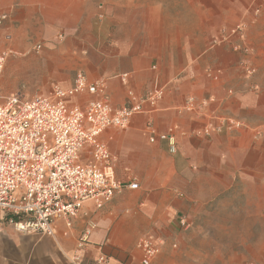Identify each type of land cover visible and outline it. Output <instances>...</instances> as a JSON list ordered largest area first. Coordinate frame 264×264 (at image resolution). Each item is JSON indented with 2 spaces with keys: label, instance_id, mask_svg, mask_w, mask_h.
<instances>
[{
  "label": "crops",
  "instance_id": "1",
  "mask_svg": "<svg viewBox=\"0 0 264 264\" xmlns=\"http://www.w3.org/2000/svg\"><path fill=\"white\" fill-rule=\"evenodd\" d=\"M211 1L205 7L204 0H183L184 8L169 9L156 0H0V15H10L1 30L13 38L16 28L26 27L34 40L5 46L23 57L9 85L18 80L31 98L49 96L54 85L71 88L80 72L103 83L118 109L129 90L138 97L165 90L156 111L100 138L116 157L114 177L124 184L135 180L139 189L124 191L102 210L87 204L71 230L56 224L54 238L4 227L0 264H69L89 221L96 228L85 253L88 264L99 251L111 264H141L137 246L145 237L162 241L165 256L182 240L180 218L190 224L238 182L249 207L264 216V185L248 187L264 177V149L255 134L264 126V41L253 39L262 28L256 21L248 32L250 55L219 42L222 28L256 0ZM39 39L44 44L36 53ZM251 68L253 76L246 71ZM209 69L221 71L218 80L207 77ZM190 98L194 107L188 110ZM93 99L71 103L85 106ZM162 135L172 137L174 153Z\"/></svg>",
  "mask_w": 264,
  "mask_h": 264
},
{
  "label": "built area",
  "instance_id": "2",
  "mask_svg": "<svg viewBox=\"0 0 264 264\" xmlns=\"http://www.w3.org/2000/svg\"><path fill=\"white\" fill-rule=\"evenodd\" d=\"M262 9V4H253V18ZM9 20L8 13L1 14L0 28ZM219 42L228 44L235 53L250 55L252 51L243 22L222 28ZM41 50L38 45L36 51ZM9 55L0 54V234L4 227H11L21 235L54 238L56 224L63 222L71 230L87 204L102 210L124 191L139 189L135 180L124 184L114 177L116 157L100 138L110 129L126 131L135 116L156 111L165 90L155 89L142 97L129 90L125 106L118 109L107 100L103 83L91 81L80 72L69 89L54 85L49 96L9 97L1 84ZM246 71L249 76L256 73L253 68ZM206 75L216 81L221 71L209 69ZM121 80L126 85L128 74ZM82 96L94 99L85 106L71 103ZM193 107L194 98H190L187 109ZM255 134L264 148V126ZM160 139H169L171 152L176 151L171 136ZM179 222L183 228L190 226L186 216ZM95 228L89 221L69 264H88L85 253ZM137 247L141 264H153L163 242L145 237ZM93 264H111V257L99 251Z\"/></svg>",
  "mask_w": 264,
  "mask_h": 264
},
{
  "label": "rangeland",
  "instance_id": "3",
  "mask_svg": "<svg viewBox=\"0 0 264 264\" xmlns=\"http://www.w3.org/2000/svg\"><path fill=\"white\" fill-rule=\"evenodd\" d=\"M153 0H148V2ZM163 2L166 8L179 9L185 7L183 0H156ZM259 3L263 9L258 17L253 18L250 9ZM205 7L212 5L211 0H204ZM261 19V20H260ZM259 21L262 32L253 34L256 42L264 41V0H256L247 6L244 14L237 23H245L246 35L252 25ZM261 21V22H260ZM4 27V26H3ZM0 28V54L9 52L6 63L5 89L6 96L21 94L30 99L29 92L23 89L20 83L12 81L11 73L22 62L23 57L12 48L5 47L9 44H25L29 40L30 29L16 28L17 33L13 38L10 32ZM226 28V27H224ZM20 29V30H19ZM12 39V40H11ZM248 42V41H247ZM42 39L36 40L35 45L43 47ZM249 44V43H248ZM36 53L37 52L35 49ZM252 54V51L251 53ZM264 149V148H263ZM264 185V177L249 182L248 187ZM244 186L240 182L228 192L209 202L202 210H198L191 219L190 226L182 229V240L176 247H171L170 252L158 256L153 264H261L264 262V216L257 215V210L250 208L247 197L243 193ZM141 257V255H140Z\"/></svg>",
  "mask_w": 264,
  "mask_h": 264
}]
</instances>
